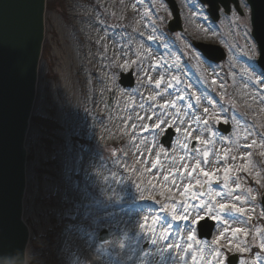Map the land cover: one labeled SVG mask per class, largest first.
<instances>
[{
	"label": "rangeland",
	"instance_id": "1",
	"mask_svg": "<svg viewBox=\"0 0 264 264\" xmlns=\"http://www.w3.org/2000/svg\"><path fill=\"white\" fill-rule=\"evenodd\" d=\"M55 1L50 0L46 14L44 56L26 136L23 216L31 231L26 264H225L233 252L242 255L239 264H264L257 194L262 189L261 169L251 170L255 167L249 163L255 149L264 151V94L257 88L263 85L260 77L247 69L255 46L246 15L233 13L214 25L194 0H178L184 26L176 36L178 49H160L150 43L152 36L157 37L154 22L160 19L159 10L165 11L158 0L157 12L148 0ZM232 20L239 27L231 28ZM92 28L97 33L93 37ZM192 38L228 48L230 59L220 70L229 78L219 80L224 101L244 119L236 121L231 137L209 133L203 119L219 118L226 109L213 113L202 101L197 108L188 98L178 102L188 92L185 85L192 92L201 84L183 62L195 61ZM199 64L208 73L202 81L206 82L214 71L201 60ZM131 67L141 73L136 88L124 91L117 72ZM167 85L171 94L161 102L154 91L162 92ZM100 87L103 100L95 104ZM107 90L114 92L110 107ZM145 96L151 100L147 105ZM101 122L114 125V132L108 135L109 124L105 132L97 128ZM52 123L58 128L52 130ZM173 125L180 131L166 149L159 138ZM99 130L98 141L91 140ZM193 140L197 144L191 153L188 144ZM83 158L88 163L84 169ZM197 160L214 178L201 175L199 169L191 176L182 172L185 163L191 168ZM254 173L260 178L258 188L248 184ZM189 183L192 189L184 192ZM204 184L207 190L201 192ZM144 198L147 209H129ZM229 201L239 208L224 210ZM105 213L110 217L106 221ZM99 215L102 222L96 220ZM205 215L217 218L219 226L212 241L198 244L194 228ZM104 227L112 234L101 243L97 232ZM74 234L78 238L72 242ZM147 242L149 250L143 248Z\"/></svg>",
	"mask_w": 264,
	"mask_h": 264
},
{
	"label": "water",
	"instance_id": "2",
	"mask_svg": "<svg viewBox=\"0 0 264 264\" xmlns=\"http://www.w3.org/2000/svg\"><path fill=\"white\" fill-rule=\"evenodd\" d=\"M43 5L44 0H0V264L25 260L24 142L41 50ZM261 13L258 26L264 27V0ZM262 47L264 59V41Z\"/></svg>",
	"mask_w": 264,
	"mask_h": 264
},
{
	"label": "snow or ice",
	"instance_id": "3",
	"mask_svg": "<svg viewBox=\"0 0 264 264\" xmlns=\"http://www.w3.org/2000/svg\"><path fill=\"white\" fill-rule=\"evenodd\" d=\"M157 83H160V82H157ZM162 107H167V105H163ZM156 127L159 128V124H157ZM179 131H180V129H177V132H179ZM189 135H190V133H188L187 130H185V136H189ZM196 139H197V141H199L200 140V137H197ZM183 146L185 148L188 147L187 144H184ZM203 155L206 158L208 156V153L207 152H204ZM180 159L183 160V157H180ZM197 169L200 170L201 175H203L205 177H212V178H214V173L213 172H210V171H206L204 168H202L199 160H197L196 163L191 166V168H189V165L187 163H185L182 172H185L189 176H191V175H193L194 172H196ZM223 171H225V173H227L228 170L227 169H224ZM199 183H200V181H197V184H199ZM192 187H193V185L191 183H189L187 185V188L189 190H191Z\"/></svg>",
	"mask_w": 264,
	"mask_h": 264
},
{
	"label": "bare ground",
	"instance_id": "4",
	"mask_svg": "<svg viewBox=\"0 0 264 264\" xmlns=\"http://www.w3.org/2000/svg\"><path fill=\"white\" fill-rule=\"evenodd\" d=\"M77 32H80L81 30H80V28H79V26H77V30H76ZM96 32H95V30L92 28V30L89 32V35H91L92 37L93 36H96ZM98 36V35H97ZM78 61L80 62V60L78 59ZM78 65H80V63L78 64ZM103 100V93H102V89H101V87L99 88V92L97 93V97H96V102H95V104H97V103H99L100 101H102ZM92 109H94V108H92ZM106 124H109L108 122H101L100 123V125L97 127V128H103L102 130L105 132V131H107V127L105 126ZM108 127H109V131H108V134L109 133H111V132H113V130L115 129V126L114 125H111L110 126V124L108 125ZM100 130L99 131H96V136H94V139L96 140L97 138H99L98 136H100ZM82 164H83V166H82V168L84 169V166L86 165V164H88L87 162H86V158H83L82 160ZM85 171H88V168H87V170H85ZM88 172H90V171H88ZM78 238V235H76V234H74L72 237H71V240H72V242H74V240L75 239H77Z\"/></svg>",
	"mask_w": 264,
	"mask_h": 264
}]
</instances>
